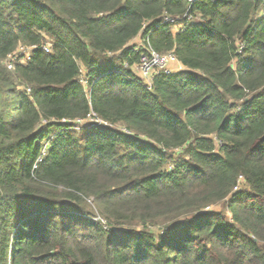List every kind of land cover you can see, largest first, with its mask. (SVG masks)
Returning a JSON list of instances; mask_svg holds the SVG:
<instances>
[{"label": "trees", "instance_id": "obj_1", "mask_svg": "<svg viewBox=\"0 0 264 264\" xmlns=\"http://www.w3.org/2000/svg\"><path fill=\"white\" fill-rule=\"evenodd\" d=\"M0 264H264V0H0Z\"/></svg>", "mask_w": 264, "mask_h": 264}, {"label": "built area", "instance_id": "obj_2", "mask_svg": "<svg viewBox=\"0 0 264 264\" xmlns=\"http://www.w3.org/2000/svg\"><path fill=\"white\" fill-rule=\"evenodd\" d=\"M190 7L193 6L197 1H204V0H187ZM210 2H214L216 0H208ZM191 21L192 16L190 13H187L183 17H172L170 15H165L163 18L164 24H171L175 27H179L181 24H184L185 21ZM146 45L144 51L141 52L139 73L140 78L148 85L151 86L153 78L155 74L159 71H162L165 74H173L175 72H179L183 70V67L179 64L178 58L174 53H166V54H159L152 47L148 44V42L144 41ZM35 50V47H21L16 55L10 56L8 60L16 59L17 54L20 53V57L25 56L24 59H30V54ZM136 51L139 49L135 48ZM44 51L50 53V46L46 45L44 47ZM81 125L77 126L79 129L80 127H84L89 125V123H94L97 126H106L101 119L97 117L95 113H91L86 120L79 122Z\"/></svg>", "mask_w": 264, "mask_h": 264}, {"label": "rangeland", "instance_id": "obj_3", "mask_svg": "<svg viewBox=\"0 0 264 264\" xmlns=\"http://www.w3.org/2000/svg\"><path fill=\"white\" fill-rule=\"evenodd\" d=\"M174 29H177V28H174ZM144 41H145V39H142V37L138 38V39H136L133 42L132 47H135V48L139 49V51H140V49L144 50V48L147 46ZM19 56H20V53H18L16 57L18 58ZM16 59L8 60L9 61L8 65L11 63V61L16 60ZM131 71H132V73L134 75L140 76L139 67L138 66L131 67ZM216 210L221 211L223 209H222V207L217 206V207L214 208V211H216Z\"/></svg>", "mask_w": 264, "mask_h": 264}, {"label": "crops", "instance_id": "obj_4", "mask_svg": "<svg viewBox=\"0 0 264 264\" xmlns=\"http://www.w3.org/2000/svg\"><path fill=\"white\" fill-rule=\"evenodd\" d=\"M138 39V38H137Z\"/></svg>", "mask_w": 264, "mask_h": 264}]
</instances>
